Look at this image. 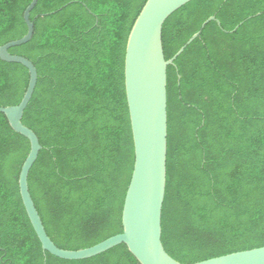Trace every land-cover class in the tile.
I'll return each instance as SVG.
<instances>
[{"label":"trees","instance_id":"trees-1","mask_svg":"<svg viewBox=\"0 0 264 264\" xmlns=\"http://www.w3.org/2000/svg\"><path fill=\"white\" fill-rule=\"evenodd\" d=\"M32 1L0 0V46L26 36ZM147 1L39 0L32 40L9 50L38 72L22 120L42 146L28 183L61 249L123 232L135 164L126 50ZM211 17L220 25L202 30ZM201 30L167 70L162 243L182 264L264 247V0L186 4L163 26L166 60ZM29 80L26 67L0 59V107L19 105ZM30 149L0 113V264H139L125 245L79 261L44 252L19 188Z\"/></svg>","mask_w":264,"mask_h":264},{"label":"water","instance_id":"water-1","mask_svg":"<svg viewBox=\"0 0 264 264\" xmlns=\"http://www.w3.org/2000/svg\"><path fill=\"white\" fill-rule=\"evenodd\" d=\"M39 0H33L24 13L26 36L0 46V59L26 67L30 80L21 103L0 107L13 131L30 142V153L24 162L19 188L30 222L44 252L67 260L96 257L119 245H125L139 264H182L173 259L162 243V212L167 185L168 114L167 70L202 30L216 17L209 18L180 51L166 60L163 26L176 11L193 0H148L130 32L125 60V86L135 148V164L122 214L123 232L91 248L70 251L57 247L48 236L29 190L28 177L42 150L38 136L22 123L37 82L38 72L28 59L10 54L13 47L29 43L35 32L31 12ZM261 14H258L259 16ZM218 22V21H217ZM245 22V21H244ZM242 22L239 26H241ZM220 25V22H218ZM239 26L233 31L235 32ZM194 264H264V247L233 253Z\"/></svg>","mask_w":264,"mask_h":264}]
</instances>
